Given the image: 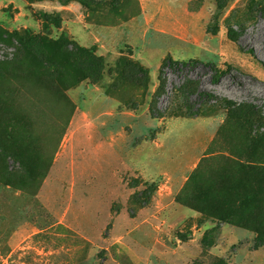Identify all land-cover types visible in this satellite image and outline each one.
I'll return each instance as SVG.
<instances>
[{"label": "rangeland", "instance_id": "obj_1", "mask_svg": "<svg viewBox=\"0 0 264 264\" xmlns=\"http://www.w3.org/2000/svg\"><path fill=\"white\" fill-rule=\"evenodd\" d=\"M147 2L0 0V264H264V0Z\"/></svg>", "mask_w": 264, "mask_h": 264}, {"label": "trees", "instance_id": "obj_2", "mask_svg": "<svg viewBox=\"0 0 264 264\" xmlns=\"http://www.w3.org/2000/svg\"><path fill=\"white\" fill-rule=\"evenodd\" d=\"M22 43H26L29 46H32V49H40L38 50L39 52H46L50 51L51 53L57 54V53H62V54H70L75 55L78 60H82L85 62V65H87L88 68H92L93 66H99L100 61L97 57L94 56L93 50L92 49H85L82 47H74L69 49L67 46V40L65 37L58 38L55 41H52L49 39V36L46 34H36V35H27L24 37L22 40ZM253 52V51H252ZM179 61L173 60L171 57H168L163 65V67L167 66L170 64L173 67H180ZM185 63V64H184ZM184 65H187L188 63L183 62ZM210 67H212L215 70V74L217 79H220L223 75L226 74V72H223L221 75H218L220 72V69L213 63L208 64ZM163 79V77L161 76ZM187 88V87H186ZM203 96V94L201 93ZM20 157V156H18Z\"/></svg>", "mask_w": 264, "mask_h": 264}, {"label": "crops", "instance_id": "obj_3", "mask_svg": "<svg viewBox=\"0 0 264 264\" xmlns=\"http://www.w3.org/2000/svg\"><path fill=\"white\" fill-rule=\"evenodd\" d=\"M143 4H144V6H146L148 4L147 0H143Z\"/></svg>", "mask_w": 264, "mask_h": 264}]
</instances>
